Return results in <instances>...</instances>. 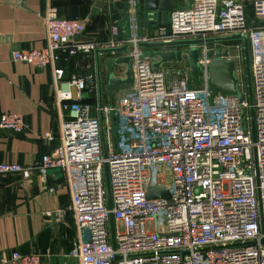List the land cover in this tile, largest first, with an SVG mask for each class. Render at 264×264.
I'll return each mask as SVG.
<instances>
[{"label":"built area","instance_id":"built-area-1","mask_svg":"<svg viewBox=\"0 0 264 264\" xmlns=\"http://www.w3.org/2000/svg\"><path fill=\"white\" fill-rule=\"evenodd\" d=\"M138 7V0L128 1L130 36L123 42L131 46L128 92L115 95L113 106L98 107L94 116L93 108L82 104L83 94L96 88L94 76L73 77L56 87L60 142L38 171L50 192L47 174L64 175L77 231L70 257L76 264H264V28L249 27L239 5L194 0L191 8L173 12L168 26L141 39ZM256 15L264 18V1L256 4ZM45 23L47 46L15 51L12 61L43 70L54 67L60 53L76 58L99 49L97 42L83 40L84 21L64 19L49 6ZM235 34L249 40L256 139L247 116L251 106L242 45L202 46L199 87L192 84L188 62L169 71L155 69L138 47ZM120 37L116 23L108 48L119 47ZM216 49L230 50L240 97L214 98L208 68ZM0 129L23 135L30 127L23 115L3 114ZM44 139L53 140L50 134ZM8 175L29 179L32 170L1 163L0 179ZM151 187L168 189L170 199L149 200ZM5 264L44 262L40 254L14 252Z\"/></svg>","mask_w":264,"mask_h":264},{"label":"crops","instance_id":"crops-1","mask_svg":"<svg viewBox=\"0 0 264 264\" xmlns=\"http://www.w3.org/2000/svg\"><path fill=\"white\" fill-rule=\"evenodd\" d=\"M128 1L0 0V116L23 115L30 127L23 135L0 129V164H16L32 170L29 179L21 175L0 179V264H5L14 252L40 254L44 264H76L70 252L77 241V231L68 209L70 193L64 175L58 170L47 174L48 187L54 189L50 192L44 189L38 168L43 157L56 149L60 142L61 120L56 87L73 77L92 75L96 88L83 94L82 104L90 105L94 116L100 106L95 53L69 58L63 52L54 67L43 70L12 61V53L47 46L45 16L49 6L56 8L64 19L86 22L87 32L83 40L97 42L99 49H109L110 29L118 23L121 45L117 48H122L130 36ZM138 1V35L141 39L151 38L158 30V20L146 17V0ZM193 1L174 3L171 11L163 14L161 27L169 25L173 12L191 8ZM261 1L264 0H220L222 6H241L251 28H264V18L256 15V4ZM213 38L221 37L210 39ZM236 44L242 45L244 50L242 42L209 46L224 48ZM107 59V56H101V71L105 74ZM184 65L167 64L161 69L169 71ZM126 69L125 66L116 67V75L125 78ZM130 87L120 89L115 95L128 92ZM103 105L109 106L106 91ZM47 134L51 135L52 141L44 139Z\"/></svg>","mask_w":264,"mask_h":264},{"label":"water","instance_id":"water-1","mask_svg":"<svg viewBox=\"0 0 264 264\" xmlns=\"http://www.w3.org/2000/svg\"><path fill=\"white\" fill-rule=\"evenodd\" d=\"M182 0H146L145 14L146 17L157 18L158 28L162 22L163 14L168 13L172 9L174 3L181 2ZM155 20V19H154ZM242 42L244 46L246 79L248 89V99L250 103L251 121L253 137L256 139L255 133V111L254 93H253V80L251 72V55L249 40L246 36L235 34L228 37L213 38V39H188L180 40L170 43L154 42V43H140L139 48L143 51V57L149 58L154 63L155 69H160L167 64H180L188 62L191 69L192 84L196 87L201 85L199 74L201 68L199 66L200 48L204 45L214 44H232ZM131 46L126 45L122 48L98 49L95 52L97 61V76H98V93L100 98V108L103 105V95L106 91L108 98V105L113 106L115 93L124 87L132 86L133 77L131 72ZM124 54V55H123ZM123 55L117 58V56ZM229 49H216L208 71L211 74V83L213 87L221 92L225 97H240L239 80L236 75V64L233 60L229 59ZM101 56H107L106 61L107 73H102ZM115 57V58H114ZM125 66V78L116 75L115 68ZM101 121H104V116H101ZM104 178L106 185L107 202L109 209L113 208V200L111 193V183L109 167H104ZM147 198L149 200H169L170 192L166 188L151 187L148 189ZM110 229L111 238L114 249L117 248L116 244V225L114 216H110ZM120 259L118 258L117 261Z\"/></svg>","mask_w":264,"mask_h":264},{"label":"rangeland","instance_id":"rangeland-1","mask_svg":"<svg viewBox=\"0 0 264 264\" xmlns=\"http://www.w3.org/2000/svg\"><path fill=\"white\" fill-rule=\"evenodd\" d=\"M131 70L133 72V68ZM246 89H247V82H246ZM221 94H222L221 92H219L218 90L215 89V91H214V98H220L221 97ZM247 116L250 117V125L252 126L251 111L250 110L247 112Z\"/></svg>","mask_w":264,"mask_h":264}]
</instances>
